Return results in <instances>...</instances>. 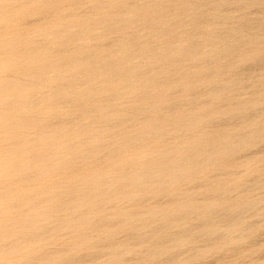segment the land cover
<instances>
[{
    "label": "rangeland",
    "instance_id": "rangeland-1",
    "mask_svg": "<svg viewBox=\"0 0 264 264\" xmlns=\"http://www.w3.org/2000/svg\"><path fill=\"white\" fill-rule=\"evenodd\" d=\"M256 1L221 0L226 26L260 39L240 52L252 58L209 84L172 90L156 113L133 102L108 106L122 118L109 131L68 121L84 134L47 153L54 161L38 171L24 169L34 180L2 172L0 194L11 187L18 196L0 197V264H264V3ZM177 106L180 125L165 123ZM145 119L161 128L135 141ZM187 158L173 179L153 178L158 165Z\"/></svg>",
    "mask_w": 264,
    "mask_h": 264
},
{
    "label": "bare ground",
    "instance_id": "bare-ground-1",
    "mask_svg": "<svg viewBox=\"0 0 264 264\" xmlns=\"http://www.w3.org/2000/svg\"><path fill=\"white\" fill-rule=\"evenodd\" d=\"M232 1L239 7L249 2L227 3ZM227 19L221 0H0V180L7 168L14 181L34 180L24 169L38 171L45 160L54 161L47 153L84 134L75 133L68 121L77 124L72 128L83 120L102 122L109 131L122 118L115 121L108 106L133 102L156 113L165 109L172 90L209 84L252 58L240 52L260 39L229 29ZM180 110L177 106L162 119L180 125ZM146 120L135 123L144 128V135H133L135 141L152 131L149 136L155 137L161 128L158 121ZM30 130L34 134L26 135ZM36 148L32 159L30 150ZM192 162L158 165L153 178L173 179ZM14 193L8 187L0 197Z\"/></svg>",
    "mask_w": 264,
    "mask_h": 264
}]
</instances>
